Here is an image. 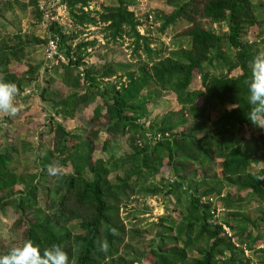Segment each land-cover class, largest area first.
<instances>
[{"label": "trees", "instance_id": "trees-1", "mask_svg": "<svg viewBox=\"0 0 264 264\" xmlns=\"http://www.w3.org/2000/svg\"><path fill=\"white\" fill-rule=\"evenodd\" d=\"M164 1L173 10L164 21L163 29L177 21H185L188 26L182 33L188 40V48L166 58L150 54V67L142 69L139 78L126 73L128 84L114 93L107 88L106 93L95 96L100 90L93 82L94 74L90 69L85 70L84 79L79 80L80 61L73 56H81L83 51L94 46L93 43L81 44L73 50L61 34L51 38L57 40L59 53L68 61L59 78L67 90L74 93L57 98L55 114L62 117L63 122H56L54 129L50 127L46 133L53 136L52 148L41 153L36 159L41 161L34 165L27 158H20L21 165L27 169L36 168L42 176L37 184L28 182L19 197L6 204L18 216L15 226L23 233L20 244L30 239L42 250L60 245L68 254L70 264H134L135 258L127 260L119 255L118 245L126 236L120 205L129 200L136 187L152 180L167 167L174 170L175 179L166 185L164 195L176 197L179 218L178 221L161 219L158 225L167 224L169 230L157 232L146 261L149 264H255L252 258H241L245 253L224 237L220 222L231 229L238 244L253 251L256 264H264V247L256 251L255 246L257 240L264 244V236H254L248 231L249 223L252 228L258 227L250 221L249 214H233V222L214 220L217 208L212 204L213 196L220 197L224 189H230L235 198L248 196L250 201H257L264 207V169L252 170V165L259 161L244 145L247 130L252 129L248 144L258 143L259 148L262 147L260 161L264 163V129L254 127L245 115L249 109L247 82L251 79L252 62L258 51L255 42L248 43L243 37L255 23V9L250 0ZM68 4L70 16L75 19L73 8L76 4L86 7L88 1L68 0ZM17 5L16 0H6L0 6V18ZM28 7H37V0L22 5V8ZM100 21L113 33L114 40L122 35L133 40L135 54L141 49L150 52L149 44L139 34V23L122 2L116 7L104 8ZM83 23L96 24L85 16L80 24ZM220 23L228 25V32L217 35L211 26ZM16 39L19 41L17 47H9L6 41H1L0 78L15 83L20 91L32 82L28 75L34 70L29 68L20 77L12 71L14 64L21 65L27 57L22 41ZM142 42H145L144 48ZM232 50L235 52L226 75L216 76L205 70L204 64H211L213 60L223 62ZM213 52L217 53L215 57H211ZM117 70L119 68L114 65L103 66L96 71V79L116 78ZM236 70L240 74L230 77ZM74 74L77 75L75 83L70 82ZM198 75L203 91L191 88ZM143 91L174 95L180 110L171 116L183 123L187 114L193 119V125L173 134L179 122L174 125L172 118H168L154 134L145 137L138 116ZM97 97L102 99L105 112L94 109L87 122L106 130L110 140L117 135H129L132 154L116 161L95 158L98 132L92 131L90 138L77 141L73 132L68 131L65 122L72 121L82 107H87ZM157 137L159 140L152 141ZM108 144L109 140H105L100 145L103 154L108 153ZM11 162L9 156L0 153V192H6L7 196L14 195L18 182V175L9 170ZM206 165L215 166L216 174L212 176ZM66 166L71 167V172L63 175L61 169ZM51 168L56 169L55 175L50 174ZM120 170L122 178L117 176L115 182L110 181L109 175ZM140 189L147 197L160 194L154 186ZM181 196L185 197V202H179ZM230 198L223 199L222 209L234 208ZM203 201L207 202L206 207L201 205ZM259 221L264 224V217ZM171 232L174 235L167 236ZM10 249L0 247V255ZM194 251L195 255L190 258L188 254Z\"/></svg>", "mask_w": 264, "mask_h": 264}, {"label": "rangeland", "instance_id": "rangeland-1", "mask_svg": "<svg viewBox=\"0 0 264 264\" xmlns=\"http://www.w3.org/2000/svg\"><path fill=\"white\" fill-rule=\"evenodd\" d=\"M6 0H0V6ZM14 1V0H10ZM86 7L82 4H76L73 8L76 18L70 16L71 6L68 0H37V7L22 8L23 4H27L29 0H16L17 7L11 12L5 14L4 18H0V45L1 41H6L9 47H17L19 38L25 46L26 59L21 65L14 64L12 71L17 77L28 72L29 68L34 70L33 74H29L28 78L32 82L28 87H23L17 91L16 103L18 112L15 116H5L0 114V153L6 154L11 159L9 170L18 175V182L13 192V196H7L6 192H0V247L3 249L13 248L18 246L22 240V231L16 228L15 222L18 216L14 209L9 205L12 199L18 198L20 192L27 187L28 182L34 184L39 183L41 177L39 171L35 168L27 169L21 165L20 158H27L28 162L34 165V162L40 154L52 148L53 136L46 135L50 127L54 129L55 123H62V117L55 114L56 101L59 96L69 97L74 93L65 87L59 75L65 71L67 64L53 66L46 62L45 47L49 39L53 36L61 34L67 46L73 50L81 44L93 43V47H89L83 51L81 56L74 55V59H79L80 66L78 72L79 80L84 79L85 70H92L93 82L100 90L95 96H100L102 92L112 89L113 93L128 84L125 78L126 73H133L136 78L141 75V70L150 67L149 57L153 55L166 58L172 54H179L181 50L188 48V40L183 36L184 29L188 26L185 21H177L163 29V23L172 13V6L164 0H87ZM122 2L130 12L133 13L135 20L139 23L138 31L140 36L145 38L149 44L150 52H144L141 49L136 54L133 52V40L125 35L114 40L113 33L105 29V25L101 23L103 9L107 7H116ZM251 6L254 7L255 23L252 27L246 30L243 40L254 43L258 54L264 53V0H250ZM22 4V5H21ZM42 7V11L40 8ZM38 8V10H36ZM44 12L48 13V18L44 17ZM88 17L96 24L83 23L80 24L83 17ZM212 31L221 35L228 32V25L220 23L211 26ZM145 42H142L144 48ZM225 47L222 48L225 51ZM234 50L228 53L226 60H213L211 64H204L206 71L216 76L226 75V70L230 66L233 59ZM151 54V55H150ZM64 57V54L61 53ZM216 52L211 53V57H215ZM65 60H67L65 58ZM106 65H114L118 67V75L110 80H97L96 71ZM72 70V68L70 69ZM240 74L239 70L233 71L230 77L234 78ZM76 74L70 79V82L75 83ZM73 85V84H72ZM203 91L200 76H197L196 83L191 87ZM81 92V91H79ZM43 96V97H41ZM110 96V95H109ZM146 100H140L141 109L138 111L140 125L143 126L145 137L149 138L151 134L160 127L164 119L172 118L174 125L179 122L178 128L173 132L180 133L193 125V119L189 115H184L183 123L178 121L175 116L180 107L177 104L176 98L169 92L148 93L143 91L140 95ZM146 96H149L148 98ZM47 99V100H46ZM103 101L99 97L95 98L93 103L87 107H82L75 115L72 121L65 122V126L69 132H73L76 140L83 141L90 138L92 131L98 132V146L95 151V158H104L106 160L113 158L114 161L132 154L129 147V135H117L115 138L109 139V136L102 127H92L87 120L91 118V112L94 109L105 112ZM59 107V106H58ZM214 119V113L211 114ZM29 120L30 125L25 122ZM181 125V126H180ZM249 134L251 129L247 130L245 135L246 147L254 155L255 160L259 161L252 165V170L260 172L264 169V163L261 162L263 153L260 151L258 143L248 144ZM109 140L106 154L100 150V145ZM159 140V137L152 141ZM143 142L141 141V145ZM154 144V142H153ZM152 144V145H153ZM140 146V143H138ZM260 158V159H258ZM217 162H220L217 161ZM38 167V166H37ZM206 169L216 174V167L206 165ZM63 175L71 172V167L66 166L61 169ZM199 170V169H198ZM188 172V171H187ZM174 170L164 167L161 171L146 183L140 184L135 189V193L130 196L128 201H123L120 205V218L123 223L126 236L118 245L119 255L127 260L135 258L134 264H149L146 261V256L149 253L152 240L157 232L165 230L168 232V225H158L162 218H167L171 221H178L179 210L176 197H166L164 193L167 189L166 185L175 179ZM122 178V170L109 175V180L115 182L116 177ZM264 180V178H263ZM45 181V180H44ZM154 186L158 189L159 195L155 197H147L144 193H140V187ZM230 198V203L234 208L227 210L222 209L225 204L224 198ZM233 191L224 189L220 197L213 196V207H216V218L214 220L227 219L233 222V214L248 215L250 221L258 226L252 228L251 223L247 225V229L254 236H264V224L259 221L264 217V207L259 206L257 201H250L248 196L242 199L235 198ZM247 198V199H246ZM179 202H185V197ZM249 202V203H248ZM206 207L207 202L201 204ZM238 219L240 217H237ZM236 226V225H235ZM174 233H168L167 236H173ZM260 240L256 242V251L260 250ZM168 247H170L168 245ZM241 254V253H240ZM195 251L189 253L192 258ZM241 255H239V258ZM241 258H252L253 262L257 261V257L253 251H249Z\"/></svg>", "mask_w": 264, "mask_h": 264}, {"label": "clouds", "instance_id": "clouds-1", "mask_svg": "<svg viewBox=\"0 0 264 264\" xmlns=\"http://www.w3.org/2000/svg\"><path fill=\"white\" fill-rule=\"evenodd\" d=\"M251 71V79L247 82L249 109L245 115L254 127L264 129V53L254 57ZM17 91L15 83L0 78V114H17ZM49 171L52 175L56 174L54 168ZM0 264H70V260L60 245L54 244L42 250L38 244L28 239L0 255Z\"/></svg>", "mask_w": 264, "mask_h": 264}, {"label": "built area", "instance_id": "built-area-1", "mask_svg": "<svg viewBox=\"0 0 264 264\" xmlns=\"http://www.w3.org/2000/svg\"><path fill=\"white\" fill-rule=\"evenodd\" d=\"M40 10L42 11V7L40 8ZM44 17L47 19L48 18V13L44 12ZM45 58H46V62H48L49 64L53 65V66H59L60 64H68V61L65 60V57H63L59 51H58V43L57 40H49L46 44L45 47ZM216 212L214 213L215 217ZM217 218V217H216ZM214 218V219H216ZM219 225L222 227V232L224 234V237H226L228 240L231 241V243L239 250H242L245 254L248 253L246 246L245 245H240L236 242V240L233 237V233L231 231V229L226 226L225 224H221L219 222ZM264 247V244H261L259 246V249H262Z\"/></svg>", "mask_w": 264, "mask_h": 264}, {"label": "crops", "instance_id": "crops-1", "mask_svg": "<svg viewBox=\"0 0 264 264\" xmlns=\"http://www.w3.org/2000/svg\"><path fill=\"white\" fill-rule=\"evenodd\" d=\"M25 124H26V125H30L31 122H30L29 120H27V121L25 122ZM248 130H250V129H248ZM251 132H252V129H251Z\"/></svg>", "mask_w": 264, "mask_h": 264}]
</instances>
